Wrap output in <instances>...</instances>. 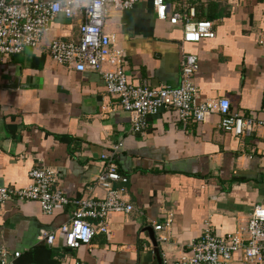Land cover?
Listing matches in <instances>:
<instances>
[{"label":"crops","instance_id":"0c3cea01","mask_svg":"<svg viewBox=\"0 0 264 264\" xmlns=\"http://www.w3.org/2000/svg\"><path fill=\"white\" fill-rule=\"evenodd\" d=\"M169 4L183 13L193 7L196 19L213 22L214 36L183 42L182 25L158 19L151 0L110 10L104 31L111 47L124 52L129 82L177 86L183 53L193 54L197 101L226 97L232 113L253 119L252 131L223 130L217 113L183 121L172 109L150 115L144 132L132 131L99 72L51 59L54 37L79 38L78 18L58 16L38 48L0 55V186H27L30 170L44 165L57 171L68 198L103 199L106 191L95 182L101 154L120 143L115 161L134 209L108 212L107 233L69 250L58 229L69 221L71 204L44 213L36 201L8 199L0 207V257L19 252L14 264H153L155 247L161 263L191 254L208 223L218 236H246L250 211L264 205V45L258 42L264 0ZM168 219L169 225L154 228ZM41 230L54 232L51 244L38 239ZM228 264L260 263L236 251Z\"/></svg>","mask_w":264,"mask_h":264},{"label":"built area","instance_id":"2783aa9c","mask_svg":"<svg viewBox=\"0 0 264 264\" xmlns=\"http://www.w3.org/2000/svg\"><path fill=\"white\" fill-rule=\"evenodd\" d=\"M138 0H0V55H13L25 48H38L43 35L51 29L58 16L67 19L78 18L79 38L67 41L59 36L52 39L49 47L51 59L56 63L73 69L99 72L104 80L107 92L115 95L123 110L128 113L131 129L134 132L145 131L150 115L163 109L178 112L185 121H204L210 115L220 116L219 126L235 135L249 134L255 126L252 118L234 114L230 110V101L218 97L197 101V87L193 76L198 68L196 56L183 53L180 67V81L172 85H133L128 80L124 68V52L111 47V37L104 31L106 18L110 10L122 11L132 7ZM156 16L168 20L171 24H181L182 40L185 43L198 42L214 36L213 22L208 19H196L194 8L187 13L170 11L169 0H151ZM258 42L264 45V31ZM109 65L103 69V64ZM264 125V116L260 121ZM120 143L113 146L111 152L102 153V170L96 175L95 182L105 191L103 199L68 198L58 185L57 171L49 166L38 165L30 170L32 183L22 188L0 186V207L8 199L36 201L44 213L68 204L73 206L72 215L58 231L64 235L65 245L76 249L89 245L98 233H107L105 217L108 212L133 211L134 207L125 199L127 177L118 170L115 161ZM115 183L121 185L115 186ZM170 219L157 223L154 228L161 229L170 224ZM54 232L41 230L38 239L47 243L54 240ZM191 254L162 264H228L233 253L241 251L247 261L264 264V205H255L249 213L246 236L235 232L227 236L216 235L209 223L199 240L192 243ZM20 256L14 252L8 257L2 252L0 264H14Z\"/></svg>","mask_w":264,"mask_h":264},{"label":"water","instance_id":"95a60500","mask_svg":"<svg viewBox=\"0 0 264 264\" xmlns=\"http://www.w3.org/2000/svg\"><path fill=\"white\" fill-rule=\"evenodd\" d=\"M152 239H153V241H155V238L153 236H152ZM69 250H71V248H69ZM152 252L155 253L154 256H155V261H156L153 264H162L161 263L162 262V259H161V256L159 254V251H158L157 247L153 248L152 249Z\"/></svg>","mask_w":264,"mask_h":264}]
</instances>
